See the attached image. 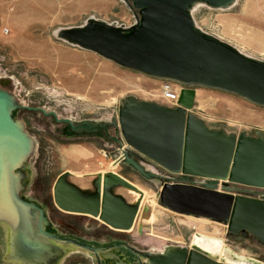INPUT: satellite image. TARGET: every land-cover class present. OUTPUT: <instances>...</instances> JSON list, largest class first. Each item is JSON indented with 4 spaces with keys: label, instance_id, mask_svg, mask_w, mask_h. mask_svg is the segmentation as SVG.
Instances as JSON below:
<instances>
[{
    "label": "water",
    "instance_id": "water-1",
    "mask_svg": "<svg viewBox=\"0 0 264 264\" xmlns=\"http://www.w3.org/2000/svg\"><path fill=\"white\" fill-rule=\"evenodd\" d=\"M124 1L135 13L134 25L122 27L90 17L81 26L60 30L59 36L124 68L186 86L176 107L129 96L119 109L118 119L112 120L117 134L114 140L119 144L125 141L130 147L125 152V162L144 174L141 161L163 171V174L150 172L162 179L161 205L144 200V191L116 172L98 174L89 187L82 188L70 180V172L66 171L54 184L56 208L90 216L116 231L137 229L189 243L168 247L159 254L139 252L148 264H262L235 254L224 245L223 254L207 248L198 232L183 237L158 231L153 226L162 213L207 218L224 224L231 235L250 234L264 245V199L217 188L219 182L264 188L263 134L257 132L258 136L253 137L243 132L237 136L223 128H210L192 112L197 86L233 93L264 106V60L246 56L235 46L205 32L197 26L192 14L194 6L200 3L218 9L230 7L235 0ZM19 107L22 106L16 98L0 88V210L19 222V251L29 258L46 252L48 247L43 248L39 234L96 251L88 242L47 231L46 210L20 197L22 176L18 170L28 159L34 143L13 117ZM65 121L76 133L108 134L110 126L92 121ZM195 177L208 182L196 185L192 181ZM121 189L139 197L129 202ZM31 209L39 213L38 233H28L27 239L25 230L32 228ZM217 241L222 245L221 238Z\"/></svg>",
    "mask_w": 264,
    "mask_h": 264
},
{
    "label": "rangeland",
    "instance_id": "rangeland-1",
    "mask_svg": "<svg viewBox=\"0 0 264 264\" xmlns=\"http://www.w3.org/2000/svg\"><path fill=\"white\" fill-rule=\"evenodd\" d=\"M192 14L205 32L246 56L264 60V0H237L232 7L218 9L200 3ZM90 17L117 26H132L136 21L134 11L124 0H0V88L10 92L22 106L14 110L13 117L34 143L18 170L22 176L21 194L47 206V218L58 226L70 223L83 236H106L103 245L112 243L111 237L145 253L189 245L178 238L137 229L116 231L90 216L56 208L53 188L62 172L70 170L75 174L74 181L89 185L93 174L113 168V161L121 164L120 172L144 191V200L161 205L162 179L153 177L145 163L146 174L125 162L114 140L117 134L112 120L118 119L119 109L129 96L173 107L162 97L164 80L124 68L60 38V30L81 26ZM195 88L198 94L192 112L210 128H223L237 136L243 132L253 137L260 132L264 136V106L226 91ZM65 119L110 126L108 134L76 133ZM103 150L110 152L109 158L103 156ZM195 183L203 185L206 180L197 178ZM217 188L237 194L246 186L219 182ZM120 193L130 202L139 197L126 189ZM0 221V264H22L9 259L12 252L15 258L14 222L2 216ZM153 226L183 237L194 232L222 237V246L264 264V245L254 236L231 235L224 224L210 219L162 213Z\"/></svg>",
    "mask_w": 264,
    "mask_h": 264
},
{
    "label": "crops",
    "instance_id": "crops-1",
    "mask_svg": "<svg viewBox=\"0 0 264 264\" xmlns=\"http://www.w3.org/2000/svg\"><path fill=\"white\" fill-rule=\"evenodd\" d=\"M101 5H98V6L100 7ZM197 94H198V89H197ZM118 145H119V143H118ZM141 163L142 164L145 163L150 168V170H152L151 172H154V173H162L163 172L151 163H147L145 161H141ZM112 164H113V162H112ZM113 165L114 166L111 169L99 170L95 174H93L92 178L89 180V185H85L83 183H78V182L74 181L73 177H75V174L73 172H71L70 170H66V171L70 172V180L74 184H76L82 188H86V187L90 186L91 181L98 174H105L107 172H116V173L122 175L123 177H125L124 174L122 172H120V170H119V167L121 166V164L116 163ZM66 171H64V172H66ZM164 173L166 174L165 171H164ZM161 185H162V183H161ZM203 233H205V232H203ZM205 234L211 235L208 233H205ZM106 238H107L106 236H100V235L95 236L92 233H86L85 236L82 235L83 241L88 242V243H90L96 247V251H93L91 249L81 247V246H79L75 243H72V242H68V241L60 242V241L50 239V238L44 236V239L43 240L41 239L42 244H43L42 246H43V248L45 246H47L48 250H46V252L45 251L42 252L41 255H38L35 258H38L41 260L40 264H145L146 263V262H144V260L145 261H147V260L144 259L139 254L140 251L134 250L132 247L131 248L127 247V245H125V244L112 245V246L105 248V249H102V246H97L98 245L97 242H99V243H101V245H103L102 243L105 242ZM112 239L113 238L111 237V240ZM52 246L57 248L55 254H52V249H53ZM161 253H163V252H161ZM152 254H159V253H152ZM10 256L11 257H9V259L18 260V262H22V264H28L20 257L12 258L13 252L11 253Z\"/></svg>",
    "mask_w": 264,
    "mask_h": 264
},
{
    "label": "flooded vegetation",
    "instance_id": "flooded-vegetation-1",
    "mask_svg": "<svg viewBox=\"0 0 264 264\" xmlns=\"http://www.w3.org/2000/svg\"><path fill=\"white\" fill-rule=\"evenodd\" d=\"M68 123V122H67ZM106 133V132H104ZM21 186L20 185V190H19V194H20V197L30 203H33V204H36L37 206L41 207V208H44L41 204L39 203H36L35 201L33 200H29L28 198L24 197L22 194H21ZM262 189H259V188H253V189H250V188H241L239 189V192L237 194H243V195H247V196H251V197H254V198H257L256 195L258 193H261V192H264V191H261ZM46 210L45 212V216L48 217V208L47 206H45L44 208ZM38 217H39V213L37 210H31L30 211V224L32 225V228L30 229V231H27L28 228H26L25 231H27V233H25V236L27 237V239L29 238L28 236V233L30 235H34V234H37V222H38ZM13 222H14V225H15V234H14V256L15 257H20L22 258L26 263L28 264H40L41 263V260L38 259V258H29V257H26L24 255L21 254V252L19 251L18 249V241L20 240V228H19V222L16 218H12ZM49 222V223H48ZM48 222H45L44 221V228L51 232V233H54L60 237H64V238H72V239H76V240H80L82 242H85L83 241L82 239V233L79 232L78 230H76L74 228V226H72L70 223L68 224H61V226L57 225L56 223L57 222H53L51 221L50 219H48ZM248 235V234H247ZM38 239L39 241L42 243V240L44 239V236L42 235H38ZM42 239V240H41ZM110 241L112 243H110L109 245H101V243L97 242V246H102V248H108L112 245H121V244H124L122 242H116L115 240H111ZM64 242V241H63ZM102 244H105V243H102ZM52 254H55L56 253V247H53L52 246Z\"/></svg>",
    "mask_w": 264,
    "mask_h": 264
},
{
    "label": "built area",
    "instance_id": "built-area-1",
    "mask_svg": "<svg viewBox=\"0 0 264 264\" xmlns=\"http://www.w3.org/2000/svg\"><path fill=\"white\" fill-rule=\"evenodd\" d=\"M136 23V21L134 22V24ZM133 24V25H134ZM122 27H130V26H122ZM177 84L178 87H175L174 85ZM186 87L180 83H177V82H174V81H169V80H164V85H163V90H162V97L169 103L171 104L173 107H176L178 105V99L180 97V94H181V90ZM128 149H130V147L125 143V141H123L122 144H119V148L118 150L121 151L123 153V155H125V152L128 151ZM103 156L105 158H109V155H110V152L109 151H106V150H103ZM117 162L116 161H113V164H116ZM198 177H195L192 179V181L195 183V180L197 179ZM204 179V178H202ZM206 180V179H205ZM208 182V180H206V183ZM205 183V184H206ZM205 184L201 185V186H204ZM199 185V184H198ZM246 188H250V189H253V188H256V187H249V186H246ZM259 189H262L261 191H264V188H259ZM257 198L259 199H264V192H261V193H258L256 195Z\"/></svg>",
    "mask_w": 264,
    "mask_h": 264
},
{
    "label": "bare ground",
    "instance_id": "bare-ground-1",
    "mask_svg": "<svg viewBox=\"0 0 264 264\" xmlns=\"http://www.w3.org/2000/svg\"><path fill=\"white\" fill-rule=\"evenodd\" d=\"M237 2V0L234 1V3L230 6L232 7L233 5H235ZM4 84L6 85L7 82H4ZM31 210H35V209H31ZM0 216L2 217H8L12 220V218H15L13 217L12 215H10L9 213L7 212H4L2 210H0ZM13 221V220H12ZM1 222V221H0ZM5 223V222H4ZM7 223V222H6ZM213 223H216V222H213ZM200 235H201V240L204 242V246L207 247V248H210V249H213L215 250L216 252H219L221 254L224 253V247L222 245H220L217 241V239H220L222 237H218V236H211V235H207V234H204V233H200L198 232ZM200 237V236H199ZM222 244V243H221Z\"/></svg>",
    "mask_w": 264,
    "mask_h": 264
}]
</instances>
